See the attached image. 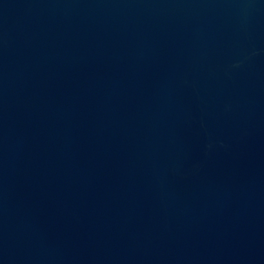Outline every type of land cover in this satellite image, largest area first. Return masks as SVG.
<instances>
[{
    "label": "water",
    "instance_id": "1",
    "mask_svg": "<svg viewBox=\"0 0 264 264\" xmlns=\"http://www.w3.org/2000/svg\"><path fill=\"white\" fill-rule=\"evenodd\" d=\"M0 264H264V0H0Z\"/></svg>",
    "mask_w": 264,
    "mask_h": 264
}]
</instances>
